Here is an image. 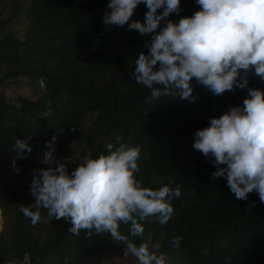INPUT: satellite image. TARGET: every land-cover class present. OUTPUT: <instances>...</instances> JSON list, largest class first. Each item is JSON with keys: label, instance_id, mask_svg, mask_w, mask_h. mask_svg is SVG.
<instances>
[{"label": "trees", "instance_id": "obj_1", "mask_svg": "<svg viewBox=\"0 0 264 264\" xmlns=\"http://www.w3.org/2000/svg\"><path fill=\"white\" fill-rule=\"evenodd\" d=\"M28 1L23 37L0 34V88L24 79L43 94L34 101H6L0 96V176L15 180L10 166L17 157L12 150L17 138L32 146L31 154L16 159L28 164L49 150L46 141L53 135L55 156L83 139L91 148L95 144L92 156L97 157L120 137L122 143L140 147L137 175L145 186L158 189L172 180L182 192L172 202L174 213L167 224L149 217L141 221L143 237H130V223H121L122 235L137 246L150 236L153 250L158 249L167 264H264V203L256 192L238 200L226 178L212 179L214 158L193 148L197 130L230 107L242 105L248 88H258L256 75L246 88L220 96L193 79L195 101L177 96L151 103V90L131 75L135 58L149 50L151 34L141 35L127 25L106 28L102 18L110 11L109 0ZM147 10L141 3L132 19L143 21ZM198 10L196 0H181L179 14L168 19L178 22ZM88 119L91 127L83 132ZM32 179L10 190L5 199L22 201L31 195ZM252 202L255 206L247 207ZM47 225L44 241L16 225L4 229L0 264H85L126 248L107 232L89 236L82 230L76 236L63 218L48 220ZM174 236L183 237L178 248L172 243Z\"/></svg>", "mask_w": 264, "mask_h": 264}, {"label": "clouds", "instance_id": "obj_2", "mask_svg": "<svg viewBox=\"0 0 264 264\" xmlns=\"http://www.w3.org/2000/svg\"><path fill=\"white\" fill-rule=\"evenodd\" d=\"M141 3L148 9L144 20H133ZM180 3L109 0L110 11L102 18L109 30L113 25H127L141 35L151 34L149 50L135 58L131 74L137 84L151 90L148 102L177 96L195 101L193 79L216 96L246 88L253 70L264 81V0H196L199 10L191 16L178 22L168 19L179 14ZM39 84L45 87L43 77ZM56 139L53 135L46 141L49 150L42 164L47 167L33 170L30 194L34 202L21 205L19 211L36 225L41 210H46L45 222L63 218L76 236L82 230L89 236L109 233L126 245L124 254L131 253L138 264H167L164 255L153 250L150 236L137 246L119 228L130 223L129 236L143 237L141 221L155 217L160 225L167 224L174 213L173 200L181 197V186L172 180L158 189L145 186L137 175L140 147L122 143L120 137L115 144H106V154L93 157L89 153L69 171L71 159L54 155ZM193 148L214 158L212 179L226 178L238 200L256 192L264 203V90L248 88L242 105L211 118L209 126L194 134ZM12 150L17 153L12 161L16 168V159L31 154L32 146L17 138ZM254 206L255 202L247 205ZM182 239L174 236L173 245L178 248Z\"/></svg>", "mask_w": 264, "mask_h": 264}, {"label": "rangeland", "instance_id": "obj_3", "mask_svg": "<svg viewBox=\"0 0 264 264\" xmlns=\"http://www.w3.org/2000/svg\"><path fill=\"white\" fill-rule=\"evenodd\" d=\"M28 0H0V34L2 37L8 33H13V35L19 39L23 37L25 24H24V11L28 6ZM252 74L254 70L249 73L248 79L253 80ZM255 83L259 89L264 90V81H262L258 76H256ZM43 94L42 90L30 81L21 79L20 82H6L0 88V96L6 101H16L20 98H24L30 101L37 100ZM238 102V101H235ZM92 119H88L85 122L83 132L91 127ZM91 141V139H90ZM93 147H89L83 139L76 143H72L70 147L62 154L57 155L58 159L68 157L71 159V163L67 166L69 171L73 170L78 163H80L85 155L89 153L93 155ZM43 156L34 158L30 163H16V168H13L15 180L7 182L5 176H0V233L7 229L9 226H19L21 229L32 232L36 237L44 241L48 237V225L45 220L47 219L46 210H41L42 218L41 221L33 225L30 218L25 217L20 211L21 205L27 206V204L34 202V197L28 195L22 201H13L5 199L6 195L9 194L10 190H17L21 188V184L26 185L28 178H33V170L47 167L42 164ZM19 169L17 172L16 169ZM9 169V168H7ZM6 169V170H7ZM3 170V168H2ZM24 189V187H23ZM5 231V230H4ZM3 231V232H4ZM85 264H138V261L131 253L127 255L124 251L119 252H108L94 257L93 259L87 261Z\"/></svg>", "mask_w": 264, "mask_h": 264}]
</instances>
